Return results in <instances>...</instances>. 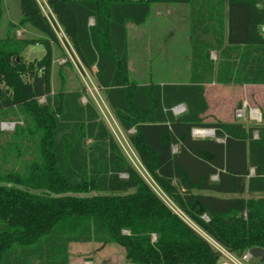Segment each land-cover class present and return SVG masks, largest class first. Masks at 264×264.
Here are the masks:
<instances>
[{
	"label": "trees",
	"instance_id": "trees-1",
	"mask_svg": "<svg viewBox=\"0 0 264 264\" xmlns=\"http://www.w3.org/2000/svg\"><path fill=\"white\" fill-rule=\"evenodd\" d=\"M44 2L80 64L96 68L108 107L133 130L128 141L170 204L79 89L51 93L58 39L37 1L19 0V25L44 38L0 36V121L17 119L12 132L0 130V264H69L68 246L78 242L116 244L128 264H218L219 252L181 216L235 254L264 248V117L248 127L203 117L205 83L264 85V0ZM159 3L188 6L186 84L129 79L127 24L146 22ZM3 11L0 0V23ZM36 43L44 55L25 62L21 53ZM193 128L214 136L195 138Z\"/></svg>",
	"mask_w": 264,
	"mask_h": 264
},
{
	"label": "rangeland",
	"instance_id": "rangeland-1",
	"mask_svg": "<svg viewBox=\"0 0 264 264\" xmlns=\"http://www.w3.org/2000/svg\"><path fill=\"white\" fill-rule=\"evenodd\" d=\"M36 1L42 13L43 10L47 11L44 0ZM3 9L0 23L1 37L13 35L16 38L36 40L44 38L35 28L29 25H19L21 17L19 0H3ZM185 18L186 9L180 6V4L159 3L151 6L150 15L146 22L140 25L128 24L129 27L126 28L130 81L137 84L171 81L169 71L172 66H176L178 72L181 73L180 76H177V79H185L184 59H169L168 56H165L168 54V51L172 52L175 49H177V56L179 52L185 54L184 44L178 45V48L174 45L175 38L180 41L184 37ZM175 25L177 26L175 27ZM65 46L59 39L57 44H51L52 63L49 80L51 93L79 89L82 92L81 102L91 101L100 119L114 136L130 164L144 177L154 191L168 202L139 162L136 152L128 141V132L126 133L120 128L115 116L108 107L103 92L94 80L95 68L86 69L83 67L73 48ZM148 52H151L149 53L151 54L149 57H140L138 55L139 53L148 54ZM44 53L45 48L43 45L36 43L28 45L21 53V57L25 62H29L40 59ZM176 53L172 52L171 55H175ZM211 57L215 58L214 52L211 53ZM219 92L220 97H214L215 101H212L211 111L203 116L205 121L241 122L246 127L255 126L261 122H254L249 119L240 121L234 117V114L245 103L247 112L250 109H257L261 113V116L264 117V86H229L228 88H222ZM38 101L42 103L44 98H39ZM15 120H17L15 117L9 116V118L0 121V130L4 133L12 132L16 123ZM210 137L212 138L213 136ZM12 160L13 158H10L8 162L10 163ZM5 166H9V164L5 163ZM171 207L174 208L172 205ZM181 217L189 223L186 218ZM189 224L206 240L211 241L194 225ZM68 259L69 264H128L124 259L122 248L118 245L109 244L100 247V244L96 242L70 244L68 247ZM246 264H264V261L259 258L250 257Z\"/></svg>",
	"mask_w": 264,
	"mask_h": 264
},
{
	"label": "built area",
	"instance_id": "built-area-1",
	"mask_svg": "<svg viewBox=\"0 0 264 264\" xmlns=\"http://www.w3.org/2000/svg\"><path fill=\"white\" fill-rule=\"evenodd\" d=\"M44 4H45V2H44ZM45 7H46L47 11H44L43 10V15L45 16V18L47 19L48 23L52 27V29H53L56 37L59 39V41L64 46L65 45L66 46H71L68 38L66 37V35L62 31L61 26L58 24V22H57V20H56V18L54 16V14L50 11V9L47 7L46 4H45ZM89 23L92 24L93 21L90 20ZM261 32H264L263 26L261 27ZM71 48H72V46H71ZM176 108H181V110L177 113V112H175V109ZM184 110H185L184 104H180V105L174 107V112L176 114H180ZM234 117L236 119H239L240 121L241 120L246 121V120L249 119V120L254 121V122H260L262 120L261 113L257 109H250L249 112H247L246 111V104L245 103L242 104V107L241 108H239V109H237L235 111ZM201 131H211V130H210V128H193L192 129V132H191L192 133V136L195 137V138H202V137L205 138L200 133ZM211 136H212V132H211ZM253 136L254 137H257V133L254 132L253 133ZM206 137H208V136H206ZM184 218H186V217H184ZM203 218L204 219H207L205 216H203ZM189 223H190V221H189ZM152 239L153 240L155 239V235H152ZM210 240L211 241H209V240H207V241H209L212 244V246L214 247V249L219 252L218 264H246V262L251 257V256H249L248 251L243 252L240 255L239 254H235L234 252H231V251L226 250L225 248H223L222 246H220L219 244H217L216 242H214L212 239H210Z\"/></svg>",
	"mask_w": 264,
	"mask_h": 264
},
{
	"label": "crops",
	"instance_id": "crops-1",
	"mask_svg": "<svg viewBox=\"0 0 264 264\" xmlns=\"http://www.w3.org/2000/svg\"><path fill=\"white\" fill-rule=\"evenodd\" d=\"M177 5V4H176ZM180 6L184 7L186 9V18H185V32H184V37L182 38V40L178 41L176 38L174 40V45L176 48H178V45L180 44H184L185 45V54L179 52L178 53V56H177V49H175L174 47V51L172 52H175L176 54L175 55H171V51H168V54H166L165 56H168L169 59H184L185 61V79H177V76H180L181 73L178 72V68L176 66H172L170 67V71H169V74H170V77H171V81H168V82H159L158 84L162 85L164 83H170V84H186L189 82V76H190V67H189V63H190V56H191V49H190V42H189V16H188V6L186 4H180ZM177 25H175L176 27ZM128 24H127V28H128ZM173 34V33H172ZM171 47V46H170ZM151 52H148V54L146 53H139L138 55L140 57H149L151 56V54H149ZM142 54V55H141ZM176 65V64H175ZM95 68V67H94ZM128 69H130V66L128 64ZM96 71V68L94 70V72ZM139 84H148L146 82H143V83H139ZM238 87V85H232V84H229V85H220V84H217L215 82H211V83H205L204 84V96L206 98V101L208 103V110L206 113H208L209 111H211V104H212V101L214 99V97H220V90L222 88H228V87ZM261 86H264L263 84H256V85H251V84H248V85H242V86H239V87H261ZM217 100V99H216ZM182 104V103H181ZM178 106V105H177ZM185 106V105H184ZM172 113L174 115H178L176 114L174 111H172ZM205 113V114H206ZM204 114V115H205ZM133 130L131 129L129 132L131 133ZM128 132V133H129ZM172 151L175 152L176 151V146H172ZM204 194L207 193V192H203ZM214 195H217V196H222V197H226L227 195H219V194H214ZM243 196L247 197L249 196L248 193H245ZM69 247V246H68Z\"/></svg>",
	"mask_w": 264,
	"mask_h": 264
},
{
	"label": "water",
	"instance_id": "water-1",
	"mask_svg": "<svg viewBox=\"0 0 264 264\" xmlns=\"http://www.w3.org/2000/svg\"><path fill=\"white\" fill-rule=\"evenodd\" d=\"M174 111V108H172ZM212 132V136H214V130L210 129ZM248 254L251 257L259 258L260 260L264 261V248L261 247H253L248 250Z\"/></svg>",
	"mask_w": 264,
	"mask_h": 264
},
{
	"label": "bare ground",
	"instance_id": "bare-ground-1",
	"mask_svg": "<svg viewBox=\"0 0 264 264\" xmlns=\"http://www.w3.org/2000/svg\"><path fill=\"white\" fill-rule=\"evenodd\" d=\"M181 110V108H176L175 109V112H179ZM203 136H208V137H210L211 136V131H201L200 132Z\"/></svg>",
	"mask_w": 264,
	"mask_h": 264
}]
</instances>
